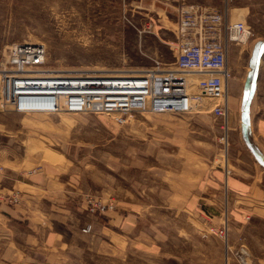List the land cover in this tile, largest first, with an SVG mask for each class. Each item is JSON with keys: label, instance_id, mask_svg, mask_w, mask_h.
I'll return each mask as SVG.
<instances>
[{"label": "rangeland", "instance_id": "374dc122", "mask_svg": "<svg viewBox=\"0 0 264 264\" xmlns=\"http://www.w3.org/2000/svg\"><path fill=\"white\" fill-rule=\"evenodd\" d=\"M150 2L0 0V62L8 46L33 42L46 46L49 68L69 74L141 72L155 60L173 68L177 48L172 42L177 39L181 1L161 0L157 7ZM247 3L249 14L231 11L230 6L228 11L232 22L246 21L253 31L235 54L244 64L251 61L244 86L252 104L259 89H252V58L264 57V0ZM186 4L226 8L225 0ZM233 57L231 53L230 60ZM259 92L264 103V83ZM211 109L205 106L188 115L135 114L123 125L106 114L0 113V151L21 161L41 154L66 158L84 188L85 204L97 197L133 218L127 245L124 230L111 225L122 241L105 236L99 251L78 254L69 264H236L226 247L209 242L214 235L203 217L205 210L186 207L190 190L199 189L206 173L228 162ZM255 116L264 118V112ZM0 166V175L6 174L1 161ZM42 170L43 164L36 163L26 170L21 167L18 176L27 180ZM13 191H19L20 200L8 206H20L23 191ZM82 233L90 234L83 229Z\"/></svg>", "mask_w": 264, "mask_h": 264}, {"label": "crops", "instance_id": "0c3cea01", "mask_svg": "<svg viewBox=\"0 0 264 264\" xmlns=\"http://www.w3.org/2000/svg\"><path fill=\"white\" fill-rule=\"evenodd\" d=\"M158 2L161 0H151L149 5L157 7ZM229 6L231 11L241 10L245 14L251 11L247 0H231ZM249 40L234 43L229 49L228 62L234 77L229 84L228 101L235 129L227 165L206 173L200 188L190 190L186 207L203 208V217L210 227L228 224L231 248L228 254L233 253L235 257L239 245L244 244L250 254L249 263L264 264V118L255 116L264 112L259 92L264 83V57L252 58V89L256 85L259 88L252 104L250 90L244 86L245 70L250 69L251 61L244 64L240 57H235ZM242 51L243 48L239 52ZM231 53L234 57L230 60ZM257 96L258 104L255 103ZM0 161L7 168L6 174L0 175V193L9 194L16 188L23 191L20 206H8L0 201V264L72 263L78 254L99 251L106 243L105 236L122 241L110 229L111 225L124 230L127 245L133 218L121 215L120 208L96 218L87 215L84 188L79 187L71 174L72 166L66 158L63 160L56 154L46 158L41 154L21 161L0 151ZM36 163L43 164L42 172L27 180L20 179V168L26 170ZM87 224L92 225L91 237L90 232L82 233ZM209 242H219L225 250V243L219 237L211 236ZM233 261L238 264L236 257Z\"/></svg>", "mask_w": 264, "mask_h": 264}, {"label": "built area", "instance_id": "2783aa9c", "mask_svg": "<svg viewBox=\"0 0 264 264\" xmlns=\"http://www.w3.org/2000/svg\"><path fill=\"white\" fill-rule=\"evenodd\" d=\"M200 4L179 6L173 68H164L159 60L141 72L69 74L48 67L44 44L19 42L8 46L0 62V113L23 115L106 114L123 125L135 114L188 115L212 105L210 113L219 123L220 141L228 157L234 125L230 120L229 84L234 77L229 67L232 44L253 36L246 21L232 22L228 11ZM227 159V158H226ZM3 167L0 166V172ZM19 191L0 193V201L17 204ZM91 216H103L115 210L114 204L97 197L86 200ZM92 225L83 229L89 233ZM228 224L211 227L210 232L224 241L230 251ZM238 264H250L244 244L235 251Z\"/></svg>", "mask_w": 264, "mask_h": 264}, {"label": "bare ground", "instance_id": "6f19581e", "mask_svg": "<svg viewBox=\"0 0 264 264\" xmlns=\"http://www.w3.org/2000/svg\"><path fill=\"white\" fill-rule=\"evenodd\" d=\"M66 73V72H65ZM74 73H77V72H74ZM79 73V72H78ZM82 74H88V72H81ZM93 73V72H91ZM252 79V78H251ZM252 82V81H251ZM249 91V90H248ZM249 93V92H248ZM246 102V101H245Z\"/></svg>", "mask_w": 264, "mask_h": 264}]
</instances>
